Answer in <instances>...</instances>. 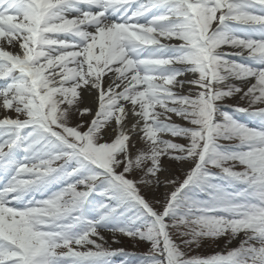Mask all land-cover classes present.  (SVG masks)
I'll return each mask as SVG.
<instances>
[{"label": "snow or ice", "instance_id": "snow-or-ice-1", "mask_svg": "<svg viewBox=\"0 0 264 264\" xmlns=\"http://www.w3.org/2000/svg\"><path fill=\"white\" fill-rule=\"evenodd\" d=\"M257 105L264 0H0V264H264Z\"/></svg>", "mask_w": 264, "mask_h": 264}, {"label": "rangeland", "instance_id": "rangeland-1", "mask_svg": "<svg viewBox=\"0 0 264 264\" xmlns=\"http://www.w3.org/2000/svg\"><path fill=\"white\" fill-rule=\"evenodd\" d=\"M227 103L229 104H237L241 107H247V100L244 101L239 100V96L230 98L227 100ZM264 105H257L255 107H260ZM85 119H90V117L85 116ZM227 143V142H222ZM166 166L170 169V172L164 173L163 176H161V180H164V176H171L173 179H178L179 182H182V180L185 178V171L181 170L179 166L175 164H167L166 158H165ZM239 170V169H237ZM175 185L173 186H165L164 184H161L158 188H152V189H144L142 188V193L145 195V197L150 201L153 202V206L159 209L160 205L155 203L156 201L163 202L164 197L167 193L174 190ZM106 237V236H105ZM108 240L107 246H110L111 249H120L123 248L128 253H135L137 255L146 253L150 247V245L146 242H138L136 240H133L127 236H118L117 239L119 240V243H114L111 239V237H106ZM225 240L223 238L213 241L211 239L205 240L201 243L200 247H196L195 245H192V251L189 252V255H200V256H206L211 255L218 251H224L225 249ZM238 246L237 241H233L231 245L228 247H236ZM125 260H132L131 257H124V256H115L112 258V264H122V261Z\"/></svg>", "mask_w": 264, "mask_h": 264}, {"label": "bare ground", "instance_id": "bare-ground-1", "mask_svg": "<svg viewBox=\"0 0 264 264\" xmlns=\"http://www.w3.org/2000/svg\"><path fill=\"white\" fill-rule=\"evenodd\" d=\"M90 107H95V105H89ZM243 120V119H242ZM106 237H111L109 233L104 234Z\"/></svg>", "mask_w": 264, "mask_h": 264}]
</instances>
